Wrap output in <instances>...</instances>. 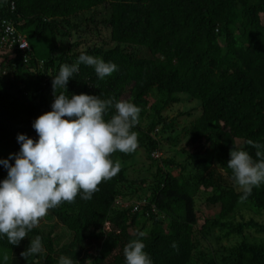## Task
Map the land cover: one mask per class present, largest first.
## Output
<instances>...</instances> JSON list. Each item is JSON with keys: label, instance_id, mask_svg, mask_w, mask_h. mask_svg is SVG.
I'll list each match as a JSON object with an SVG mask.
<instances>
[{"label": "trees", "instance_id": "1", "mask_svg": "<svg viewBox=\"0 0 264 264\" xmlns=\"http://www.w3.org/2000/svg\"><path fill=\"white\" fill-rule=\"evenodd\" d=\"M10 25L29 43L26 60L17 43H10ZM101 31L106 41L98 39ZM36 43L47 48L36 49ZM9 46L14 58L0 53V160L19 152L18 134L38 139L32 124L52 110V77L83 52L115 63L118 70L100 79L94 67L80 64L64 94L134 103L141 109L132 129L138 148L129 154L116 151L110 158L123 164L141 150L157 164L147 177L132 180L127 179L128 165H121L91 200L78 194L75 202L50 209L46 224L32 229L18 246L0 235V264H59L62 255L77 259L93 245L97 250L90 264H126L123 249L134 239L145 244L152 264H219L208 244L216 231L221 240L241 236L222 247L221 264H264V238L257 240L264 237V220H231L240 206L264 214V184L241 201L227 167L232 148L256 159L247 141L264 144V0H0V48ZM130 46L149 54L140 56ZM181 94L200 106V114L182 130L190 144L180 149L184 165L160 155L157 137L173 129L175 120L164 110L178 104ZM149 96H154L151 104ZM179 138L167 140L176 145ZM6 177L0 164V181ZM143 188L145 202L136 211L118 207V196H136ZM201 198L218 211L198 224ZM57 225L70 234L60 247L63 231L56 233ZM247 233L255 237L246 239ZM36 236L44 250L24 259L20 253Z\"/></svg>", "mask_w": 264, "mask_h": 264}, {"label": "clouds", "instance_id": "2", "mask_svg": "<svg viewBox=\"0 0 264 264\" xmlns=\"http://www.w3.org/2000/svg\"><path fill=\"white\" fill-rule=\"evenodd\" d=\"M20 47L25 48L22 44ZM20 52L28 59L29 43L28 50ZM2 53H9L10 57L14 54L11 58L16 56L13 51ZM80 64L94 67L100 79L118 70L115 63L83 52L74 64L61 65L58 74L52 77V110L32 124L38 139L18 134L19 152L0 160L7 169V177L0 181V235H5L11 245L18 246L39 226L41 218L61 202H75L78 194L85 201L91 200L99 191L98 185L110 181L121 170L120 162L113 163L111 155L116 151L129 154L138 148V136L132 129L139 123L141 109L134 103L124 100L113 103L112 99L83 93L71 97L64 94L63 89L79 71ZM112 108L114 114L106 120ZM247 144L256 149V159L246 150L232 148L227 161L234 184L242 193L241 201L247 200L253 188L264 184V144L252 140ZM12 159L14 164L9 163ZM144 202H136L131 210L136 211ZM109 226L106 221L104 229ZM138 236L143 237L144 233L139 232ZM144 249L140 239L127 243L123 249L126 264H152ZM43 250L41 237L36 236L20 255L27 259ZM7 259L5 255L4 260ZM59 264H73V260L62 255Z\"/></svg>", "mask_w": 264, "mask_h": 264}, {"label": "rangeland", "instance_id": "3", "mask_svg": "<svg viewBox=\"0 0 264 264\" xmlns=\"http://www.w3.org/2000/svg\"><path fill=\"white\" fill-rule=\"evenodd\" d=\"M99 37L98 39L101 40H107V35L101 31L100 34H98ZM97 35H93V37H96ZM36 49L41 48L44 49L45 47L47 48V45H43L41 43H36L35 45ZM62 48H66V44L62 45ZM130 49L140 56H148V51L145 48H137L130 46ZM5 48H0V53L4 52ZM154 96H149L148 97V104H151L154 101ZM180 101L178 104H172V106H168L166 110H164V114L166 117L169 119H174L175 124L173 125V129L171 132H166L164 134L161 133V135H157L158 139H160V144H161V151L160 155L163 157H168L174 162L182 163L184 165L185 160H186V155L180 152L181 148H190V144L188 141H186L185 137H183L182 130L187 129L190 127V120L193 121L195 117H197L200 114V106L196 103L195 100L186 97L184 94L180 95ZM190 114H187L189 113ZM179 133V134H178ZM175 135L180 136V140L176 145H173L171 142H169L167 139L169 137L173 138ZM121 165H128V169L126 171L127 173V179L132 180L135 179L136 177H147L150 172H153L155 170V166L157 163L151 164L149 160L146 158V155L144 154L143 151L138 150L137 154L128 162H122L120 161ZM176 171H178L176 169ZM129 193V191H128ZM147 193L146 188H143V191L141 193H137L136 196H132L129 198H122L121 196H118L116 198V203L120 209H125L128 207L133 206L136 202L142 201L144 198V195ZM204 200L201 198V201H198V224H202L205 219H211L214 217L215 213L218 211L217 208L211 207L209 204H205L203 202ZM256 219L258 221L264 220V214L257 213L254 211L252 208L249 206H240L237 211L234 213L233 217L231 218L232 221H238L240 219ZM54 221V220H53ZM54 223V222H52ZM39 224H46L45 218H41ZM48 224V223H47ZM61 232V236L57 240V247H60L62 244L63 240H68L70 238L69 232H66L62 227L57 225L55 227V232L59 233ZM221 235L220 231H216L213 234L209 236V246L212 252L214 253L216 260L218 261L219 264H221V259L223 257L222 253V247L223 246H230L233 245L241 240V236H231L228 239H223L221 240L219 236ZM255 237L254 233H247V237L244 235V239ZM62 237V238H61ZM264 237H260L258 235L257 240L260 241ZM97 246L93 245L92 247H88L85 249L83 254H80V256L77 259H72L73 264H79L80 262L83 261V264H90L93 256L96 254ZM85 253V255H84ZM66 256V255H63ZM35 260V259H34Z\"/></svg>", "mask_w": 264, "mask_h": 264}, {"label": "built area", "instance_id": "4", "mask_svg": "<svg viewBox=\"0 0 264 264\" xmlns=\"http://www.w3.org/2000/svg\"><path fill=\"white\" fill-rule=\"evenodd\" d=\"M14 31H15V29L13 28L12 25H10V26H8L6 28V32L9 33L10 34V37H11V41H10L11 45L14 44V43H17L18 50H20V51H26V50H28V43L24 39V37L22 36V34H20V33L14 34ZM7 36H9V35H7ZM21 44L24 45L25 48H21L20 47ZM10 47L11 46H9V48L7 49V51H11ZM13 56H14V54H11V57H13Z\"/></svg>", "mask_w": 264, "mask_h": 264}]
</instances>
